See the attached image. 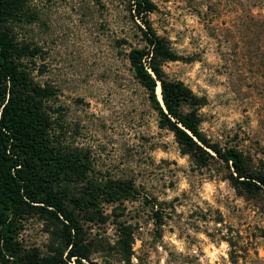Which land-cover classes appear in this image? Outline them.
<instances>
[{
  "label": "rangeland",
  "instance_id": "1",
  "mask_svg": "<svg viewBox=\"0 0 264 264\" xmlns=\"http://www.w3.org/2000/svg\"><path fill=\"white\" fill-rule=\"evenodd\" d=\"M152 1L151 25L179 57L162 69L200 101L202 135L264 178V29L251 25L264 0ZM27 10L15 27L33 52L27 68L55 90L54 136L87 162L79 189L98 194L89 213L75 209L89 260L264 264V187L253 180L261 189L246 192L212 151H191L160 128L126 58L141 46L126 0H28ZM18 241L65 257L62 225L45 212L22 222Z\"/></svg>",
  "mask_w": 264,
  "mask_h": 264
},
{
  "label": "trees",
  "instance_id": "2",
  "mask_svg": "<svg viewBox=\"0 0 264 264\" xmlns=\"http://www.w3.org/2000/svg\"><path fill=\"white\" fill-rule=\"evenodd\" d=\"M126 3L141 42V46H129L126 58L133 78L153 104L160 128L170 131L191 151L207 156L210 155L204 148L212 151L230 166L246 192L261 189L253 180L264 187V178L245 168L240 152L232 148L222 150L202 135L200 101L182 82L165 76L163 63L177 61L179 57L151 25L153 1L126 0ZM27 4L28 0H0V264H98L89 260L82 227L75 215V209L89 213L98 201L93 188L79 189L86 180L87 162L77 149L62 146L54 136L57 123L52 119L48 102L56 95L55 90L33 80L26 65L33 52L15 34L16 23L27 16ZM252 19L254 23H249L261 35L264 16ZM248 26L245 22L242 25L243 29ZM159 87L161 100L157 94ZM107 195L114 198L115 194ZM43 212L62 225L64 258L39 256L21 248L18 235L22 222Z\"/></svg>",
  "mask_w": 264,
  "mask_h": 264
},
{
  "label": "bare ground",
  "instance_id": "3",
  "mask_svg": "<svg viewBox=\"0 0 264 264\" xmlns=\"http://www.w3.org/2000/svg\"><path fill=\"white\" fill-rule=\"evenodd\" d=\"M160 87L158 88V94H159V98H160V100H161V95H160Z\"/></svg>",
  "mask_w": 264,
  "mask_h": 264
},
{
  "label": "water",
  "instance_id": "4",
  "mask_svg": "<svg viewBox=\"0 0 264 264\" xmlns=\"http://www.w3.org/2000/svg\"><path fill=\"white\" fill-rule=\"evenodd\" d=\"M161 103H162V101H161Z\"/></svg>",
  "mask_w": 264,
  "mask_h": 264
}]
</instances>
